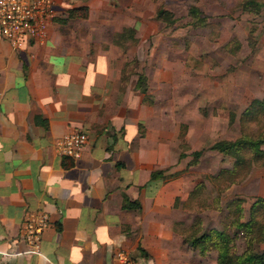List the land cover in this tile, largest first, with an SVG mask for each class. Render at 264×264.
<instances>
[{"label": "crops", "instance_id": "crops-1", "mask_svg": "<svg viewBox=\"0 0 264 264\" xmlns=\"http://www.w3.org/2000/svg\"><path fill=\"white\" fill-rule=\"evenodd\" d=\"M149 3L55 0L42 40L13 47L0 33V264H113L120 248L136 264H217L216 250L186 247L173 230L191 210L175 206L186 190L164 109L144 102L137 76L121 77L126 57L144 56ZM84 5L86 18L64 20ZM125 27L136 45L119 43ZM155 76L150 87H163V68ZM78 130L88 136L80 156L62 155L60 139ZM154 170L162 173L150 180ZM234 188L245 206L264 197V164ZM29 213L49 217L37 251L22 239Z\"/></svg>", "mask_w": 264, "mask_h": 264}, {"label": "rangeland", "instance_id": "rangeland-1", "mask_svg": "<svg viewBox=\"0 0 264 264\" xmlns=\"http://www.w3.org/2000/svg\"><path fill=\"white\" fill-rule=\"evenodd\" d=\"M243 1L149 0L150 7L145 12L151 32L147 47L143 48L144 56L126 57L122 65L123 80L134 76L138 79L143 74L144 102L163 108L169 128L173 129L180 158L175 177L186 190L176 197L175 206L181 204L183 210H191V218L175 221L172 227L186 247L190 246L183 241L188 222L199 217L200 231L221 227L227 211L225 203L236 196L234 187L244 180L220 189L223 183L212 176L222 167L231 168L233 157L212 150L208 143L212 139L238 137L241 111L254 97L264 95V0L258 12L245 9ZM191 6L198 7L201 20L190 14ZM160 9L169 10L175 21L167 24L158 18ZM120 34L123 48L138 43L132 27H125ZM141 66L147 74L139 71ZM160 68L164 86L150 87ZM259 125L256 121L248 122L245 131L257 134ZM194 149L201 150V154L195 157ZM253 166L258 165H251L249 172ZM196 185L197 193L188 198ZM252 201L248 206L246 200L242 203L243 218L247 217ZM236 242L244 244L240 233L236 234Z\"/></svg>", "mask_w": 264, "mask_h": 264}, {"label": "trees", "instance_id": "trees-1", "mask_svg": "<svg viewBox=\"0 0 264 264\" xmlns=\"http://www.w3.org/2000/svg\"><path fill=\"white\" fill-rule=\"evenodd\" d=\"M263 2L261 0H244L242 5L245 9L258 12ZM191 15L197 16L199 9L197 6L189 8ZM88 7L77 6L67 10L64 20L72 17L86 18ZM157 17L164 20L167 24L175 21L173 14L167 9H160ZM201 20V19H200ZM130 30V29H129ZM121 36L122 33L120 34ZM144 76L138 75L136 86L140 87V92L145 93L146 87L143 85ZM241 134L234 139H220L210 145V148L217 150L224 155L233 157L232 167H222L218 173L212 176L223 184L220 189L227 188L231 183L245 178L251 165L264 164V95L254 97L250 103L241 111L239 116ZM256 121L260 125V132L253 134L246 132L248 122ZM195 157L201 154V150L193 151ZM162 173L161 170H154L150 180L156 179ZM198 191L197 185L190 192L188 198ZM245 198L236 195L228 199L225 203L226 212L223 215L221 227H210L202 231L201 219H196L189 225L188 232L183 236V241L193 248H199L203 253L207 250H216L217 264H264V249H258V243L264 240V197H256L249 206L247 217L242 216V203ZM126 208H138V201L127 200ZM230 228H233L232 232ZM240 233L243 238V247L238 250L236 234Z\"/></svg>", "mask_w": 264, "mask_h": 264}, {"label": "built area", "instance_id": "built-area-1", "mask_svg": "<svg viewBox=\"0 0 264 264\" xmlns=\"http://www.w3.org/2000/svg\"><path fill=\"white\" fill-rule=\"evenodd\" d=\"M55 0H0V33L13 47H20L26 41L42 40L52 23L56 10ZM83 130L63 135L59 142L62 155L71 158L80 156L87 141ZM46 213H29L23 222L22 239L29 251H37L44 228L48 225ZM113 264H136L125 249L113 254Z\"/></svg>", "mask_w": 264, "mask_h": 264}]
</instances>
